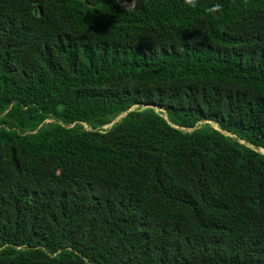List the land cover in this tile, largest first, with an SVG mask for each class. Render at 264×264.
I'll list each match as a JSON object with an SVG mask.
<instances>
[{
    "label": "trees",
    "instance_id": "obj_1",
    "mask_svg": "<svg viewBox=\"0 0 264 264\" xmlns=\"http://www.w3.org/2000/svg\"><path fill=\"white\" fill-rule=\"evenodd\" d=\"M133 1L0 0V264H264V0Z\"/></svg>",
    "mask_w": 264,
    "mask_h": 264
},
{
    "label": "rangeland",
    "instance_id": "obj_2",
    "mask_svg": "<svg viewBox=\"0 0 264 264\" xmlns=\"http://www.w3.org/2000/svg\"><path fill=\"white\" fill-rule=\"evenodd\" d=\"M136 2H137V0L133 1L132 3H123L122 5H123V7H125L126 9H130V8H132V7L135 5ZM215 127H216V126H215Z\"/></svg>",
    "mask_w": 264,
    "mask_h": 264
},
{
    "label": "water",
    "instance_id": "obj_3",
    "mask_svg": "<svg viewBox=\"0 0 264 264\" xmlns=\"http://www.w3.org/2000/svg\"><path fill=\"white\" fill-rule=\"evenodd\" d=\"M134 1H135V0H134ZM122 117H123V116H120L116 121L120 120ZM116 121H115V122H116Z\"/></svg>",
    "mask_w": 264,
    "mask_h": 264
}]
</instances>
